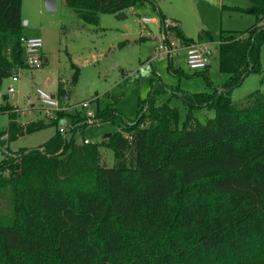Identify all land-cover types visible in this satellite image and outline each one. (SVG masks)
Listing matches in <instances>:
<instances>
[{"label": "trees", "instance_id": "16d2710c", "mask_svg": "<svg viewBox=\"0 0 264 264\" xmlns=\"http://www.w3.org/2000/svg\"><path fill=\"white\" fill-rule=\"evenodd\" d=\"M84 24L101 13L154 0H64ZM256 22L244 31L222 34L218 68L226 81L213 86L208 66L177 74H203L212 90L169 87L150 77L147 96L135 117L110 103L97 107L93 121L122 116L123 125L100 141L77 138L85 113L57 110L54 116L21 124L16 106L0 103L10 115L0 128V264H264V90L255 89L237 105L232 90L251 71L262 69L264 0H251ZM165 17L160 14L163 22ZM21 0H0V84L23 63ZM185 43L178 25L169 26ZM74 67L76 82L79 67ZM169 91L186 105L168 101ZM58 93L64 88L58 83ZM214 109L206 121L193 110ZM71 117L64 129V116ZM54 125L34 147L11 150L6 143L24 132ZM64 131V133H63ZM101 147H110L108 165Z\"/></svg>", "mask_w": 264, "mask_h": 264}, {"label": "rangeland", "instance_id": "374dc122", "mask_svg": "<svg viewBox=\"0 0 264 264\" xmlns=\"http://www.w3.org/2000/svg\"><path fill=\"white\" fill-rule=\"evenodd\" d=\"M251 0H154L145 1L127 7L122 13H101L96 25L84 24L66 5L64 0H56V7L48 9L45 0H21L22 33L28 36H40L42 46L39 50L43 64L31 70L22 69L19 79L13 81L5 76L0 84V103L7 101L17 104L15 110L19 121L39 120L54 116L45 114L35 89L40 87L54 94L61 106L69 114L85 113L87 108L96 113L110 103L122 116L135 117L138 101L145 98L150 89V77L158 75L170 87L190 91L212 90L221 86L229 76L228 72L218 68V44L222 34L229 31L239 32L251 27L256 22ZM160 14L179 25L182 33L192 39L214 41L213 55L208 65L210 86L203 74H177L168 68V56H159L156 51L159 34ZM150 17L149 22L142 17ZM264 21V18H263ZM172 34L175 32L172 30ZM147 35L140 39V35ZM126 42L120 45V42ZM171 59L174 66L185 72L197 71L188 66L185 43L179 37ZM262 69L249 72L232 90V99L237 105L246 103L247 95L255 89L264 90V42L260 49ZM74 62L78 65V77L73 82ZM18 69V68H17ZM64 88V94L58 93V83ZM12 85L15 94L8 90ZM66 93V94H65ZM5 94V95H4ZM33 104L31 105V101ZM89 100L88 107L79 103ZM158 102L168 101L179 110L181 125L187 112L184 102L169 91L157 97ZM195 117L204 122L214 115V109L199 107L193 110ZM122 116L114 120L88 123L77 133V138L100 141L106 134L120 129ZM10 115L0 112V128H6ZM71 122V117L64 115L58 127L64 129ZM55 130L54 125L24 132L6 145L13 151L20 147H34L43 143ZM105 162H114V152L110 147H101ZM5 150L0 146V159ZM0 200L2 194H0Z\"/></svg>", "mask_w": 264, "mask_h": 264}, {"label": "built area", "instance_id": "2783aa9c", "mask_svg": "<svg viewBox=\"0 0 264 264\" xmlns=\"http://www.w3.org/2000/svg\"><path fill=\"white\" fill-rule=\"evenodd\" d=\"M151 20L150 17H142V21L149 22ZM176 22L170 19H164V21L160 22L159 34L157 36V44L156 51L159 56H168L171 58L172 53L176 50L177 46L175 44V40L178 38L176 35L172 34V30H170L169 26L175 25ZM21 45L23 48V63L25 65L39 68L43 64V58L39 53V50L42 46V38L40 36H28L22 34L20 37ZM185 43V42H184ZM215 45L214 41L209 39H193L189 42L185 43L187 56L186 61L190 68L195 70H200L206 68L212 58L213 55V46ZM13 80H17L18 76L13 74ZM9 92L13 96L15 91L12 85L8 87ZM35 93L37 98L40 101L41 107L45 110L46 115H50L54 111L67 109L69 106L64 105L61 106L57 97L45 91L40 87H36ZM31 101V100H30ZM33 102L31 101V105ZM82 107L89 106V100H83L79 103ZM16 108L17 104H14ZM88 120L91 122L94 119L95 112L87 108L85 111ZM85 142L89 141L88 138L84 139Z\"/></svg>", "mask_w": 264, "mask_h": 264}, {"label": "crops", "instance_id": "0c3cea01", "mask_svg": "<svg viewBox=\"0 0 264 264\" xmlns=\"http://www.w3.org/2000/svg\"><path fill=\"white\" fill-rule=\"evenodd\" d=\"M179 26V25H178ZM160 29V28H159ZM157 34H154V36H153V38L154 39H157ZM147 37V35H145V34H141L140 35V39H142V38H146ZM126 42L124 41V42H120V45L122 46V45H124ZM33 67H31V66H28V65H25V66H22V67H19L16 71H15V73L14 74H16L17 76H18V79H19V76H20V73H21V71H22V69H26V70H31ZM10 76H12V75H10ZM12 78V77H11ZM17 79V80H18ZM13 80V79H12ZM13 81H16V80H13ZM167 84V83H166ZM168 86H169V84H167ZM170 87V86H169ZM15 94V93H14ZM66 94V93H65ZM5 95V94H4ZM7 96V98H8V95H6ZM14 105V104H13ZM19 107V106H18ZM18 120V119H17ZM19 121V120H18ZM35 121V120H34ZM21 124H25V123H23V122H21V121H19ZM86 138V137H85Z\"/></svg>", "mask_w": 264, "mask_h": 264}, {"label": "water", "instance_id": "95a60500", "mask_svg": "<svg viewBox=\"0 0 264 264\" xmlns=\"http://www.w3.org/2000/svg\"><path fill=\"white\" fill-rule=\"evenodd\" d=\"M45 6L48 9H54L56 7V0H45ZM64 133V131H63Z\"/></svg>", "mask_w": 264, "mask_h": 264}]
</instances>
